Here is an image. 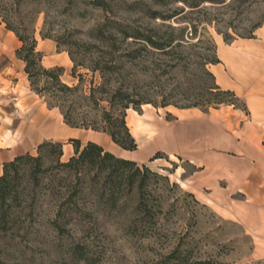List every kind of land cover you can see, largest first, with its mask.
<instances>
[{"label": "rangeland", "instance_id": "1", "mask_svg": "<svg viewBox=\"0 0 264 264\" xmlns=\"http://www.w3.org/2000/svg\"><path fill=\"white\" fill-rule=\"evenodd\" d=\"M96 1L103 7L90 5L85 0H58L49 9L47 30L62 39L61 46L54 39L43 40L40 35L45 13L36 22L38 50L43 54L44 67H63L62 80L71 87L79 84L78 75H83L87 92L93 80L95 85L101 80L99 74L95 75L87 68H78L74 77V63L68 50L78 58L86 51L97 53L85 60L86 67L90 68L103 55L102 51H107L106 40L115 29H123L127 25L149 29L165 23L163 31L171 25L177 28V33L184 30L186 37L187 42L175 60L163 58L148 49V52H142L143 59L135 68L136 85L147 99L158 105H144L140 113L133 109L127 111V122L133 118L146 124L141 140L132 128L131 133L137 144L139 142L138 150L127 153L108 135L72 128L64 122L58 109L50 110L44 99L31 90L24 72L25 64L16 57L21 43L4 24H0V147L10 146L21 155H36L38 145L44 141L61 142L69 151L63 161H68L73 155L71 140L78 139L82 145L91 141L118 157H131L139 166L144 163L153 172L168 176L170 183L151 180L148 192L152 195L145 193V205L141 207L135 190L130 193L124 189L114 206L106 201L88 199L85 204L90 217L63 232L50 225L54 216L51 204L33 216L23 214L8 225L14 230L0 234V262L264 264V242L251 235L244 224L232 216L231 199L242 197L223 195L222 189L212 195L205 188L186 186L188 179L196 185L202 183L204 177L198 174L200 164L191 163L192 159L184 154L180 157L169 155L158 149L159 142L150 143L156 133L155 125L163 123L167 128V122L178 119L162 108L161 103H170V109L177 113L181 110L178 107L188 106L204 87L219 85L213 63L220 60L218 44L219 47L220 43L223 45L220 40L227 44V35L234 41L248 37L250 30L264 20V0H240L230 5L231 0L225 4L205 2L197 9L189 7L188 3L193 0ZM221 1L215 0V3ZM175 14L179 15L169 22L153 19ZM193 25H196V31ZM234 41L230 40L227 45H233ZM206 59L209 63L205 67ZM205 69L215 79L208 76ZM230 85L233 86L232 76ZM212 116L219 117L220 123H225L230 131L235 125L239 126V117L233 108ZM193 119H202L210 124L211 117L199 113ZM204 128L205 131L211 129L209 125ZM228 144L231 145L230 140ZM158 153L162 158L151 161ZM222 186L225 187V182ZM19 228L23 230L17 232Z\"/></svg>", "mask_w": 264, "mask_h": 264}, {"label": "trees", "instance_id": "2", "mask_svg": "<svg viewBox=\"0 0 264 264\" xmlns=\"http://www.w3.org/2000/svg\"><path fill=\"white\" fill-rule=\"evenodd\" d=\"M227 1L215 3V0H193L188 4L190 8L197 9L205 2L225 4ZM238 1L231 0L229 5ZM56 2L58 0H0V24L14 33L21 43L16 57L25 64L24 72L31 90L44 99L50 110L58 109L68 126L102 132L123 151L136 152L138 144L128 126L127 111L133 109L140 113L144 105H158L147 99L136 85L135 68L143 59L142 52H148V49L163 58L175 60L178 51L187 42L184 30L177 33V28L168 25V30L163 31L165 23L161 27L149 29H135L131 25L115 29L106 40L107 51H102L103 55L90 68L86 67L85 60L87 56L93 58L97 53L86 51L78 58L68 50L74 63V77L78 68H87L95 75L99 74L101 82L95 85L93 80L87 92L83 75H78L79 84L71 87L62 80L65 72L63 67L46 68L43 65V54L38 50L36 38V22L45 13L40 35L43 40L54 39L61 46L62 39L52 35L50 29L47 30L49 9ZM85 2L103 7L97 5L96 0ZM178 15L155 16L153 19L169 22ZM263 24L264 20L257 23L249 36L243 38H255V32ZM193 27L196 31V25ZM230 40L234 41V38L227 35L225 42L229 44ZM220 62L217 59L213 64L218 65ZM208 63L206 59L205 67ZM205 73L213 77L206 69ZM170 106V103H161L162 108ZM221 107H233L248 114L244 100L234 91L223 89L217 84L204 87L194 101L178 109H199L208 114L212 109ZM71 143L73 155L68 161H63V143L44 141L38 145L36 155L26 153L4 163L3 174L0 175V234L14 230L8 225L21 215L29 213L33 216L49 204L54 208L50 225L63 232L67 227H77L90 217L85 204L88 199L106 201L114 206L124 189L130 193L135 190L141 207L145 205V193L152 195L148 192L151 180L170 183L168 176L153 172L145 164L139 166L134 160L118 157L95 142L82 145L80 140L73 139ZM160 158L158 153L151 161ZM80 226L85 230L83 225ZM22 230L19 228L17 232Z\"/></svg>", "mask_w": 264, "mask_h": 264}, {"label": "crops", "instance_id": "3", "mask_svg": "<svg viewBox=\"0 0 264 264\" xmlns=\"http://www.w3.org/2000/svg\"><path fill=\"white\" fill-rule=\"evenodd\" d=\"M220 41L223 43V47L218 44L221 62L214 66L219 73V77L216 76L219 86L234 91L244 100L248 114L233 107H221L208 114L198 109L174 113L168 107L166 110L178 119L167 122V128L163 123L155 125L156 133L150 143L159 142L158 149L169 155L180 157L184 154L192 159L191 163L200 164L198 174L204 177L202 183L196 185L188 179L186 186L205 188L212 195L222 189L223 195L241 196L231 199L232 216L244 224L251 235L264 242V24L255 32V38L238 39L233 45ZM231 76L233 86L230 85ZM230 108L239 117V126L235 125L232 131L225 123H220L219 117L212 116ZM199 113L211 117L210 124L202 119H193ZM139 122L143 126L138 137L141 140L146 124ZM203 122L211 129L205 131L207 125ZM191 149L196 152L191 153ZM21 154L10 146L0 147V175L3 174L4 163ZM122 158L134 160L128 156ZM223 182L225 187L222 188Z\"/></svg>", "mask_w": 264, "mask_h": 264}, {"label": "bare ground", "instance_id": "4", "mask_svg": "<svg viewBox=\"0 0 264 264\" xmlns=\"http://www.w3.org/2000/svg\"><path fill=\"white\" fill-rule=\"evenodd\" d=\"M12 35L14 36L13 33H12ZM220 45H221V47H223V45L221 43H220ZM216 75L218 76V72H216ZM147 106H149V105H147ZM173 112H176V111H173ZM127 123H128V126H129L131 132L133 130H135V132L137 134V137H139V132L143 128V126L141 125V123L139 121H135L133 118L130 121H128ZM132 128H133V130H132ZM68 153H69L68 149L64 147V156L65 155H68ZM182 187H185L184 184L182 185Z\"/></svg>", "mask_w": 264, "mask_h": 264}]
</instances>
